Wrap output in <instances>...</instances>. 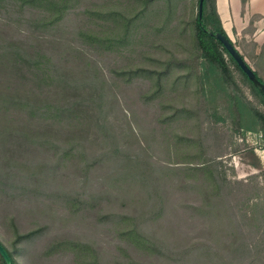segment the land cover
Wrapping results in <instances>:
<instances>
[{
	"label": "trees",
	"instance_id": "1",
	"mask_svg": "<svg viewBox=\"0 0 264 264\" xmlns=\"http://www.w3.org/2000/svg\"><path fill=\"white\" fill-rule=\"evenodd\" d=\"M84 1L0 0V13L12 9L20 16L19 21L10 17L0 19V223L13 231V250H8L1 240L0 244L13 264H21L20 260L30 252L29 245L44 237L50 229L46 222L54 220L55 205L64 208L70 217L85 213L99 217L103 212L100 198L89 199L80 193H61L51 188L60 171H72L86 179L110 157L117 159V163L120 161L119 171H124L125 176L128 173L139 178L137 184L146 189L148 199L145 201L147 209L137 216L121 212L101 217L103 224L112 225L110 231L118 240L121 256L117 264L213 261L217 254L209 246L197 243L190 248L169 250L162 241L145 232L144 224L158 222L168 212L173 188L183 189L196 198L197 191L201 190L203 204L188 207L203 215H220L224 199L230 193L227 189L231 187L220 166L206 159L197 164L183 163L184 167H179L182 162L159 167L147 157L121 152L109 121L110 113L120 107L114 92L116 85L107 81L97 62L75 42L80 40L82 46L100 55L107 50L133 54L136 49L131 47L135 46L139 47L141 58L145 56L142 45L147 44L149 34L162 36L169 31L173 37L176 32L177 41L189 46L190 58L170 61L172 55L168 61L152 59L159 64L157 67L163 68L147 70L127 66L124 70H113L117 78L129 82L136 76L150 79L152 84L147 97L160 100L165 96V82L171 70L174 67L183 69L187 72L179 81L185 83L197 78L201 80L203 93L210 87L213 92L223 91L228 96L238 128L264 133V111L245 95L233 68L240 72L263 105L264 95L215 36L222 34L228 38L217 0H205L202 20L198 14L186 24L179 20V0H119L117 4L121 8L118 10L105 12L104 5L100 9H86L88 25L84 23L76 32L65 31L64 22L70 12ZM25 25L27 29L23 31L21 27ZM189 25L193 30H189ZM67 35H72L71 39ZM255 74L264 84L260 72L255 71ZM204 113L207 118L211 117L208 111ZM214 114L217 122L227 120L218 110ZM192 115L193 110L184 109L170 119ZM182 142L191 147L197 143L178 137L176 145ZM96 147H109L110 151L91 158ZM254 166L260 169L259 163ZM176 176L183 178L172 186ZM199 180L201 184L196 183ZM225 188L226 195L222 196ZM22 220H27L32 227L22 231ZM234 253L236 258L240 251L237 249ZM65 254H71L77 264H107L93 246L62 236L48 239L40 254L31 251L30 256L34 264H42L51 257ZM0 262L5 264L1 257Z\"/></svg>",
	"mask_w": 264,
	"mask_h": 264
},
{
	"label": "rangeland",
	"instance_id": "2",
	"mask_svg": "<svg viewBox=\"0 0 264 264\" xmlns=\"http://www.w3.org/2000/svg\"><path fill=\"white\" fill-rule=\"evenodd\" d=\"M119 0H85L72 9L64 22L65 31L76 32L86 23L88 16L84 14L88 8L100 9L104 5L105 12L120 9ZM199 0H179L178 16L183 24L192 22L198 16ZM12 10V9H11ZM0 13V19L10 17L19 21L20 16L12 11ZM22 20V18H21ZM1 21V20H0ZM100 23V21L98 22ZM105 25V22H103ZM176 25V23H174ZM19 26V25H18ZM17 26V27H18ZM17 27L15 29L17 30ZM23 31L27 26L21 27ZM189 30H193L189 25ZM180 31V30H179ZM69 32V31H68ZM24 35V34H21ZM71 39L72 35H67ZM147 44H143L145 56L140 58L139 47H131L135 52H118L107 50L104 54L90 52L87 46H82L80 40L76 44L95 60L102 70L107 81L115 84L114 90L120 107L110 113V131L117 141L116 146L125 154H138L141 158H149L156 166H166L168 163H201L211 160L220 166L231 187L223 195L225 205L219 215H203L196 213L188 205H202V193L197 191V198L187 191L173 188L168 200L169 210L158 222L145 223L144 230L156 237L169 250L176 251L190 248L197 243L209 246L217 254L213 261L203 260L190 264H264V133L257 130L240 129L238 120L232 115L233 104L223 91L213 92L207 87L201 89V80L192 78L188 82L179 81V77L186 74L183 69L173 68L166 78L165 96L160 100H150L148 96L151 80L142 76L133 77L132 82L117 78L113 70L127 69L126 67H143L147 70L162 69L152 59L168 61H183L190 58L189 46L183 41H177L169 31L161 35L149 34ZM179 46H176V45ZM240 53L247 58L248 64L254 71L260 72L264 78V51L259 54L253 44L234 43ZM186 45V46H185ZM132 51V50H129ZM137 58V60H136ZM233 68V67H232ZM186 68H184L185 70ZM235 78L240 88L250 101L264 111V105L253 94L243 76L233 68ZM184 109L193 110V115L178 116L170 119L176 112ZM204 110L211 117L207 118ZM224 113L227 120L217 122L215 111ZM178 137L197 141L194 147L185 142L176 145ZM110 151L107 147H96L90 157H100ZM197 155V158H195ZM260 164L257 169L254 164ZM100 165L103 168H100ZM120 161L115 158H105L88 178L83 179L72 171H60L54 179L52 190L61 193L83 195L89 199L100 198L102 211L100 216L84 214L70 217L69 212L59 205L54 206V220H48L50 226L46 235L31 245L27 256L20 260L21 264H34L30 253L40 254L47 240L55 237H71L95 248L107 264H117L121 253L118 249V240L111 233V224H103L101 217L106 213H123L137 216L147 205L145 201L146 189L137 184L138 177L133 174L125 176L119 171ZM118 170V171H117ZM183 177H174L172 186L180 183ZM135 180V181H134ZM239 182H242L241 184ZM201 184L202 180L196 181ZM187 190V189H185ZM201 193V194H200ZM199 194V195H198ZM24 206L26 202L23 203ZM182 207H186L182 209ZM221 208V207H220ZM68 213V214H67ZM3 221V220H2ZM21 223V222H20ZM22 231L32 227L27 220H22ZM0 240L8 250H13L14 234L12 229L0 223ZM239 250L238 257L234 258L235 250ZM192 259V260H195ZM191 260V261H192ZM172 263V262H171ZM1 264V262H0ZM42 264H77L71 254L51 257ZM176 264V263H174Z\"/></svg>",
	"mask_w": 264,
	"mask_h": 264
},
{
	"label": "crops",
	"instance_id": "3",
	"mask_svg": "<svg viewBox=\"0 0 264 264\" xmlns=\"http://www.w3.org/2000/svg\"><path fill=\"white\" fill-rule=\"evenodd\" d=\"M217 8L233 43L253 44L259 54L264 51V0H217Z\"/></svg>",
	"mask_w": 264,
	"mask_h": 264
},
{
	"label": "water",
	"instance_id": "4",
	"mask_svg": "<svg viewBox=\"0 0 264 264\" xmlns=\"http://www.w3.org/2000/svg\"><path fill=\"white\" fill-rule=\"evenodd\" d=\"M204 2L205 0H200L199 2V19L202 20L203 18V11H204ZM216 38L223 44L225 49L228 51V53L232 56V58L235 60L237 65L240 67V69L246 74L248 79L262 92L264 95V84L259 81L257 78L255 71L250 67L247 60L243 58L240 51L237 49V47L233 44V42L227 38L226 36L222 34L215 35ZM0 257L4 261L5 264H13L12 259L7 252V250L0 244Z\"/></svg>",
	"mask_w": 264,
	"mask_h": 264
}]
</instances>
